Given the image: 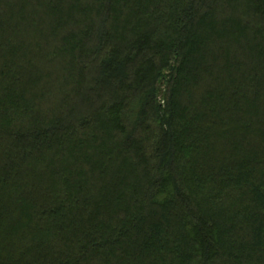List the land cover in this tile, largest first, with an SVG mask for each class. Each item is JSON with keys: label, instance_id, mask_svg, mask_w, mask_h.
I'll list each match as a JSON object with an SVG mask.
<instances>
[{"label": "trees", "instance_id": "16d2710c", "mask_svg": "<svg viewBox=\"0 0 264 264\" xmlns=\"http://www.w3.org/2000/svg\"><path fill=\"white\" fill-rule=\"evenodd\" d=\"M0 264H264V0H0Z\"/></svg>", "mask_w": 264, "mask_h": 264}]
</instances>
